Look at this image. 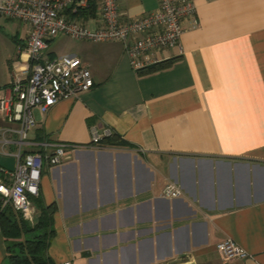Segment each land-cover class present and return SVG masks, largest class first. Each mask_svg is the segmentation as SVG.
<instances>
[{
	"label": "crops",
	"instance_id": "1",
	"mask_svg": "<svg viewBox=\"0 0 264 264\" xmlns=\"http://www.w3.org/2000/svg\"><path fill=\"white\" fill-rule=\"evenodd\" d=\"M193 2L197 25L184 21L177 46L155 53L166 66L138 73L119 42L80 40L92 43L75 55L92 86L44 113L32 108L21 151L65 145L60 163L43 162L30 198L28 222L54 204L46 248L54 263L264 264V0ZM116 3L129 18L157 4ZM6 60L0 96L13 75L27 74L23 51ZM92 125L117 142L91 144ZM15 127L0 117L5 168L16 149L5 129ZM168 182L180 195H161ZM226 237L246 255L223 262L214 246Z\"/></svg>",
	"mask_w": 264,
	"mask_h": 264
},
{
	"label": "built area",
	"instance_id": "2",
	"mask_svg": "<svg viewBox=\"0 0 264 264\" xmlns=\"http://www.w3.org/2000/svg\"><path fill=\"white\" fill-rule=\"evenodd\" d=\"M156 2L150 12L129 18L120 15L116 0H0V16L27 26L23 45L16 47L26 55L27 74L13 75L8 94L0 96V117L16 125L5 129L15 132L16 149L13 166H0V200L8 202L25 220L30 221L34 213L30 198L38 194L43 162L49 166L60 163L65 146L56 142L47 148L42 142L37 150L21 151L27 130L34 125L31 110L44 113L56 101L76 97L93 84L88 68L75 55H48L49 40L62 34L79 40L117 41L131 69L155 64L160 61L156 52L177 46L184 21L197 25L193 0ZM88 131L91 144L112 133L109 128L99 132L94 125ZM161 195L176 197L180 189L168 182ZM214 247L223 262L246 255L228 237Z\"/></svg>",
	"mask_w": 264,
	"mask_h": 264
},
{
	"label": "trees",
	"instance_id": "3",
	"mask_svg": "<svg viewBox=\"0 0 264 264\" xmlns=\"http://www.w3.org/2000/svg\"><path fill=\"white\" fill-rule=\"evenodd\" d=\"M170 61H159L140 68L138 73H147L166 66ZM105 143H115L111 133L101 139ZM37 201V198H32ZM54 204L39 205L33 222L25 220L8 202L0 200V237L9 264H56L46 254L48 237L51 234L50 221Z\"/></svg>",
	"mask_w": 264,
	"mask_h": 264
},
{
	"label": "rangeland",
	"instance_id": "4",
	"mask_svg": "<svg viewBox=\"0 0 264 264\" xmlns=\"http://www.w3.org/2000/svg\"><path fill=\"white\" fill-rule=\"evenodd\" d=\"M25 27V24L17 20L0 17V75L5 70L6 59L12 54L13 49L19 46L18 39L25 40L23 38ZM91 44L60 34L49 40L46 50L51 52V55H79V53L87 50V47ZM3 246L4 243L2 242ZM0 251V264H9L3 249Z\"/></svg>",
	"mask_w": 264,
	"mask_h": 264
}]
</instances>
